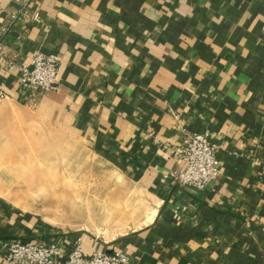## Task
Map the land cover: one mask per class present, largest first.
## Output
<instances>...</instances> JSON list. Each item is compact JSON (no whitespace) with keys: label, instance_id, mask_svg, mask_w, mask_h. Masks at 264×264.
I'll return each mask as SVG.
<instances>
[{"label":"crops","instance_id":"crops-1","mask_svg":"<svg viewBox=\"0 0 264 264\" xmlns=\"http://www.w3.org/2000/svg\"><path fill=\"white\" fill-rule=\"evenodd\" d=\"M0 0V100L31 107L113 160L152 200L144 224L107 239L41 225L0 200V264L15 240L59 245L66 259L124 251L123 264H264V0H39L41 21ZM56 53L54 89L20 79ZM219 145V178L175 174L187 134Z\"/></svg>","mask_w":264,"mask_h":264},{"label":"rangeland","instance_id":"rangeland-1","mask_svg":"<svg viewBox=\"0 0 264 264\" xmlns=\"http://www.w3.org/2000/svg\"><path fill=\"white\" fill-rule=\"evenodd\" d=\"M1 107L7 109H0V150L28 151L31 161L23 176L0 161V200L46 227L89 231L107 239L144 224L142 214L153 202L113 160L44 122L31 107L0 100ZM39 174L32 183L26 179ZM65 196L75 202L56 208Z\"/></svg>","mask_w":264,"mask_h":264},{"label":"built area","instance_id":"built-area-1","mask_svg":"<svg viewBox=\"0 0 264 264\" xmlns=\"http://www.w3.org/2000/svg\"><path fill=\"white\" fill-rule=\"evenodd\" d=\"M20 16L41 21L39 0H23L22 7L13 12L14 20ZM60 56L56 53L36 52L30 64L23 66L21 85L31 91L41 88L49 91L55 88L60 68ZM13 61L6 56L5 44L0 38V65L6 69L13 66ZM219 145L210 139L208 132L187 134V144L181 153L184 169L175 174L182 185H194L204 189L220 175ZM5 254L7 264H123L127 261L124 251L109 253L94 250L87 253L82 244L74 246L66 259L63 251L55 243L32 240H15L9 244Z\"/></svg>","mask_w":264,"mask_h":264},{"label":"bare ground","instance_id":"bare-ground-1","mask_svg":"<svg viewBox=\"0 0 264 264\" xmlns=\"http://www.w3.org/2000/svg\"><path fill=\"white\" fill-rule=\"evenodd\" d=\"M0 109H2V110L5 111V109H7V108L1 107ZM8 109H10V108H8ZM29 158L30 157L28 155V151H22L20 149H15V150H2V148L0 150V161L3 163L2 166L8 168L9 170L12 169L14 171H17V173H19L22 176L26 172L25 171V168L26 169L28 168L27 167L29 165L28 163L31 161V159H29ZM40 177H41V175L39 174V175H32L30 177H27L26 179H27L28 182H31L32 183V181L37 180V179H40ZM58 181H59V179L54 180L55 183H57ZM73 202H75L73 197H69V196H65L64 198L63 197H60L58 199V201H56V203H57V207L56 208H58L61 205H67V203L69 204V203H73ZM70 208H72V207H70ZM62 211H64V210H62Z\"/></svg>","mask_w":264,"mask_h":264}]
</instances>
